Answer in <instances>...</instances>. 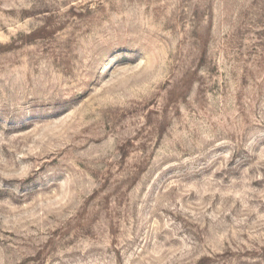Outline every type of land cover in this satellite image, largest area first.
Wrapping results in <instances>:
<instances>
[{
	"label": "rangeland",
	"instance_id": "rangeland-1",
	"mask_svg": "<svg viewBox=\"0 0 264 264\" xmlns=\"http://www.w3.org/2000/svg\"><path fill=\"white\" fill-rule=\"evenodd\" d=\"M0 264H264V0H0Z\"/></svg>",
	"mask_w": 264,
	"mask_h": 264
}]
</instances>
